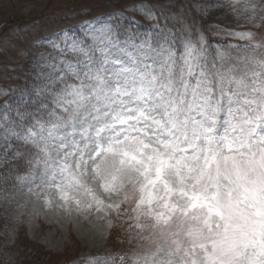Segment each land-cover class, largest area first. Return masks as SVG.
Returning <instances> with one entry per match:
<instances>
[{
  "label": "snow or ice",
  "instance_id": "obj_1",
  "mask_svg": "<svg viewBox=\"0 0 264 264\" xmlns=\"http://www.w3.org/2000/svg\"><path fill=\"white\" fill-rule=\"evenodd\" d=\"M255 8L243 0V11ZM185 31L179 53L164 44L136 56L120 49L132 66L111 59L116 41L108 26L89 33L91 44L62 32L52 44L60 58L52 57L50 79L64 81L66 71L79 84L56 94L66 118L28 129L23 139L37 152L18 179L39 181L35 194L45 192L47 204L69 214L104 208L134 220L129 231H140L129 239L147 252L133 264H264V53L254 54L262 45L227 68L218 50L221 65L209 68L206 37L199 30L194 37L190 25ZM69 52L83 61L63 59ZM221 113L226 127L218 135ZM120 193L105 202L104 194Z\"/></svg>",
  "mask_w": 264,
  "mask_h": 264
},
{
  "label": "rangeland",
  "instance_id": "obj_2",
  "mask_svg": "<svg viewBox=\"0 0 264 264\" xmlns=\"http://www.w3.org/2000/svg\"><path fill=\"white\" fill-rule=\"evenodd\" d=\"M250 2L256 5L254 15L251 9L242 10L243 0L241 4L233 0H0V264H133L147 252L146 245L137 246L144 242L129 239L140 231L135 227L129 231L134 220L104 208L100 212L73 209L69 214L55 202L47 204L45 192L35 194L40 191L35 187L39 181L30 184L18 179L28 176V162L37 152L23 139L28 129L37 130V121L48 127L56 116L66 118L54 103L56 94L67 84H79L66 71L64 81L50 79L56 76L52 57L60 58L52 44L60 42L62 32L91 44L89 33L108 26L116 41L111 59L132 66L127 53L136 56L149 51V45L159 49L164 44L182 52L188 35L185 26L190 25L194 37L199 30L208 41V67L213 62L220 67L219 50L225 53L223 67L227 68L237 57L253 54L254 45H262L254 49L255 55L264 53V0ZM141 6L151 9L155 18H146ZM227 31L252 36L240 39ZM62 58L83 61L70 52ZM77 68L83 75V63ZM224 119L221 113L218 135L226 127ZM104 199L115 203L122 193L113 194L111 200L104 194Z\"/></svg>",
  "mask_w": 264,
  "mask_h": 264
}]
</instances>
